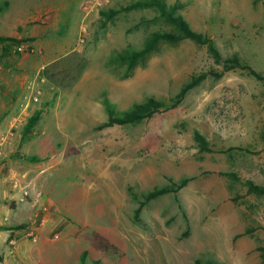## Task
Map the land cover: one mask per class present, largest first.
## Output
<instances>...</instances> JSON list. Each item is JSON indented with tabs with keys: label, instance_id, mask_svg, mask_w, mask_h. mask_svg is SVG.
Returning a JSON list of instances; mask_svg holds the SVG:
<instances>
[{
	"label": "rangeland",
	"instance_id": "rangeland-1",
	"mask_svg": "<svg viewBox=\"0 0 264 264\" xmlns=\"http://www.w3.org/2000/svg\"><path fill=\"white\" fill-rule=\"evenodd\" d=\"M137 2L151 0H0V36L21 41L8 53L0 44V81L19 73L24 85L1 118L12 124L30 82L42 90L0 142L8 166L0 172V264H81L84 253L85 264H264V195L249 187L264 186L262 82L240 68L209 75L176 109L106 126V101L116 115L150 98L170 104L192 77L224 70L190 39L162 41L130 67L121 56L175 32L156 7L125 9ZM165 2L223 60L238 57L264 75L262 3ZM12 172L42 192L39 206L13 188ZM183 180L180 191L146 201Z\"/></svg>",
	"mask_w": 264,
	"mask_h": 264
},
{
	"label": "trees",
	"instance_id": "trees-1",
	"mask_svg": "<svg viewBox=\"0 0 264 264\" xmlns=\"http://www.w3.org/2000/svg\"><path fill=\"white\" fill-rule=\"evenodd\" d=\"M257 3H262L264 7V0H255ZM146 7H156L161 16L166 20V22L173 26L175 32L169 33H155L153 34L147 41L145 47L137 52H134L130 55H124L120 58L122 60H127L129 62L130 67L136 65L140 60H143L145 57L149 56L162 41L167 42H181L186 39H190L196 42L199 45L208 46L210 53L216 59L218 63H224V70L221 73L216 72H209L203 73L200 76L192 77L191 81L187 83L177 94L175 98L170 101V104L166 102L158 101L154 98H150L142 103L136 104L130 111L125 112L121 115H116L113 105L106 101L105 105L108 110L109 120L106 126H114V125H134L143 122L146 119L152 118L154 115L165 112L167 110L176 109L178 108L183 101L185 100L187 94L194 89L195 87L199 86L209 75H215L218 77H222L226 72H229L234 69H242L248 73L249 76L254 77L256 80L262 82L264 84V75L258 73L253 68L248 65L242 64L238 57H234L231 60H223L221 57L220 52L217 50L215 45L213 44L212 39L206 37L205 35L196 32L190 26V24L183 18V16L175 14V7H170L165 0H151V2H137L128 7L126 10H132L136 8H146ZM15 37H8V36H0V44L3 45L4 53L9 52V47L12 44L20 43ZM39 119V113L34 115L32 118L29 119V123L27 126V131H31L35 125L37 124ZM197 140L199 141L201 147L205 151H210L209 143L206 138L199 133L197 134ZM189 180H183L181 184L174 185V188H158L154 191L150 192L146 196V201H150L156 199L166 193L169 192H178L182 188H184L188 184ZM250 191L257 195H264V186H259L254 184L253 182L249 183ZM140 212V210H139ZM138 212V213H139ZM86 253L82 256L81 264H85ZM196 264H203L198 261ZM206 264H216L214 262H208Z\"/></svg>",
	"mask_w": 264,
	"mask_h": 264
},
{
	"label": "built area",
	"instance_id": "built-area-1",
	"mask_svg": "<svg viewBox=\"0 0 264 264\" xmlns=\"http://www.w3.org/2000/svg\"><path fill=\"white\" fill-rule=\"evenodd\" d=\"M97 4L100 5L98 2ZM83 34L87 32V27L82 28ZM84 38H81V41L84 42ZM27 93L24 95V103L20 106L19 113L16 117H14L13 122L9 128V131L7 133V136L12 135L14 133V130L18 129L21 124L23 123V120L25 118V115L28 114V109L32 104H35L39 102L40 97L42 95V90L37 86L36 81H32L29 83L27 88ZM5 136L4 138H6ZM10 177L12 178V185L14 189H22L23 194L25 196H29L32 198V203L34 206H39L42 203L43 194L41 191H38L37 189L31 188V186H22V179L23 177H18L16 173L12 172L10 174Z\"/></svg>",
	"mask_w": 264,
	"mask_h": 264
},
{
	"label": "crops",
	"instance_id": "crops-1",
	"mask_svg": "<svg viewBox=\"0 0 264 264\" xmlns=\"http://www.w3.org/2000/svg\"><path fill=\"white\" fill-rule=\"evenodd\" d=\"M6 59L8 57H5ZM27 62L28 60L27 59H23V60H20L18 62V65L20 67H23V66H27ZM28 67V66H27ZM23 82H22V76L18 73L14 78H5L3 81H0V87H4L5 88V96L6 98H4V105L3 106H0V120L1 121H4L1 117L4 113H13L14 110L17 108L18 106V103H15L14 102V94L17 92V91H21L23 89V86L22 85ZM5 122V121H4ZM1 122L0 125H5L6 122ZM10 124L7 123L5 127H2L0 128V142H1V139L4 138V136L8 133L9 131V128H10ZM12 163V162H11ZM8 167V166H7ZM7 167H4V165H0V172L1 170L3 169V172H4V169H7ZM2 179L3 177L0 176V188H1V184H2ZM2 189V188H1ZM3 191V190H2ZM6 191H4V194H5ZM15 192V191H13ZM18 192V191H16ZM7 193V192H6ZM20 191L17 193V194H13L16 198L18 197V200H19V194ZM22 196V195H21ZM4 220L3 217L1 216V211H0V225L4 226Z\"/></svg>",
	"mask_w": 264,
	"mask_h": 264
}]
</instances>
